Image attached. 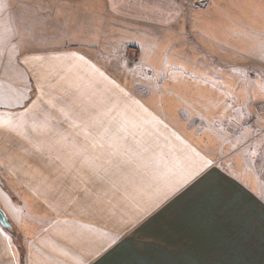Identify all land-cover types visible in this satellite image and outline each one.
<instances>
[{
	"label": "crops",
	"instance_id": "0c3cea01",
	"mask_svg": "<svg viewBox=\"0 0 264 264\" xmlns=\"http://www.w3.org/2000/svg\"><path fill=\"white\" fill-rule=\"evenodd\" d=\"M1 36L0 203L22 239L0 224V264H264V177L216 161L89 53L16 60L25 41Z\"/></svg>",
	"mask_w": 264,
	"mask_h": 264
},
{
	"label": "rangeland",
	"instance_id": "374dc122",
	"mask_svg": "<svg viewBox=\"0 0 264 264\" xmlns=\"http://www.w3.org/2000/svg\"><path fill=\"white\" fill-rule=\"evenodd\" d=\"M0 8V34L25 41L16 60L25 51L87 52L216 161L264 177V0H0ZM10 47L0 45L1 68ZM0 177L5 188L1 163Z\"/></svg>",
	"mask_w": 264,
	"mask_h": 264
},
{
	"label": "water",
	"instance_id": "95a60500",
	"mask_svg": "<svg viewBox=\"0 0 264 264\" xmlns=\"http://www.w3.org/2000/svg\"><path fill=\"white\" fill-rule=\"evenodd\" d=\"M0 184L4 185L3 179L0 177ZM0 224L2 227L7 230L8 232L15 234V226L12 223L10 217L8 216L7 212L3 208V206L0 203Z\"/></svg>",
	"mask_w": 264,
	"mask_h": 264
}]
</instances>
